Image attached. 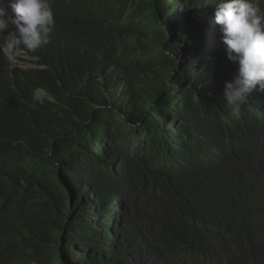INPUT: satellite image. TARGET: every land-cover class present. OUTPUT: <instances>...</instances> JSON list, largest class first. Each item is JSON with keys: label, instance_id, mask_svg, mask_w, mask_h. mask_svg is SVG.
<instances>
[{"label": "trees", "instance_id": "16d2710c", "mask_svg": "<svg viewBox=\"0 0 264 264\" xmlns=\"http://www.w3.org/2000/svg\"><path fill=\"white\" fill-rule=\"evenodd\" d=\"M66 3L107 39L110 94L79 92L69 62L85 61L68 43L51 42L43 61L67 64L64 76L15 74L31 99L1 80L13 116L0 112V145L48 137L33 169L0 188V264H264V92L227 105L238 65L215 38L211 0ZM38 87L62 105L34 101ZM129 124L146 133L144 152L124 142ZM151 189L161 203L145 216L132 199Z\"/></svg>", "mask_w": 264, "mask_h": 264}, {"label": "clouds", "instance_id": "9594fccd", "mask_svg": "<svg viewBox=\"0 0 264 264\" xmlns=\"http://www.w3.org/2000/svg\"><path fill=\"white\" fill-rule=\"evenodd\" d=\"M62 1L0 0V82L2 79L5 80V84H10L8 89H13L14 93L24 100L31 99V96L25 98L21 93L15 83L16 73L24 80L25 72L33 69L55 72L56 67L60 66L57 74L64 76L62 65L66 66L65 69L68 68L67 64L58 60L50 61V65L43 63L46 60L45 49L51 42L53 47L56 44L59 46L70 44L78 57L85 61L79 64L77 60L71 59L69 62L75 75L73 81L80 88L79 92L90 88L95 95L103 96V92L106 91L105 83L108 78L106 75L114 68L105 57V53L110 54L107 39L96 29L92 22L96 19L93 15H89L90 22L78 23L80 14L69 12L67 3L63 5ZM70 2L71 0H68V3ZM208 2L209 0H206V3ZM211 3L214 5V22L219 26L215 38L221 46H225L227 59L238 65L237 75L233 80L225 82L222 95L231 110L239 112L253 91L264 92V0H211ZM90 7L97 14L94 2H90ZM26 56L31 59L26 60ZM25 62L32 66L30 68L20 66V63ZM96 82L102 84L101 88L94 84ZM105 94L109 96L110 91H106ZM119 96L120 94L117 99ZM46 99L52 109L62 105L61 101L46 88L38 87L34 90V101L42 104ZM5 102L8 103L7 98ZM93 107L99 108L95 104ZM0 112L3 122L13 116L12 108H1ZM130 125L132 126V124L123 126L131 127ZM129 129L143 133L141 152H144L146 133L139 127ZM39 135L48 137L44 133L36 132L35 139L30 144H25L22 141H15V136L12 135L8 141H12V146L23 144V149L13 150L7 145H0V188L12 187L8 183L12 173L22 175L33 169L40 146ZM124 142L131 150L129 142ZM136 151L138 150H134V153ZM91 223L93 225L92 221Z\"/></svg>", "mask_w": 264, "mask_h": 264}, {"label": "rangeland", "instance_id": "374dc122", "mask_svg": "<svg viewBox=\"0 0 264 264\" xmlns=\"http://www.w3.org/2000/svg\"><path fill=\"white\" fill-rule=\"evenodd\" d=\"M26 60H30L31 58L29 56L25 57ZM20 66L24 68H30L32 64L30 63H20ZM125 119V116L122 117ZM123 121V120H122ZM123 123V122H122ZM122 138L125 139V141L129 142L131 145V152L134 153V150H140L144 141L143 133L137 132L134 130L127 128L125 129ZM85 169H83L84 171ZM155 190L151 189L147 193L139 192L136 193V195H133V203L135 204L137 210H139L140 213H143L145 216H147L148 211H155L154 207H158L161 203V198L158 197L159 192L154 195ZM152 200H155L157 202L156 204L153 203ZM85 222L87 223L85 225V229L90 230V226H92V223L90 219H85ZM83 256H86L87 254L82 253Z\"/></svg>", "mask_w": 264, "mask_h": 264}]
</instances>
